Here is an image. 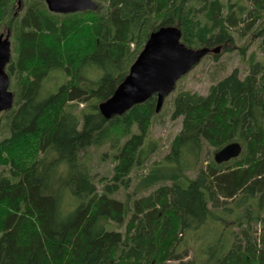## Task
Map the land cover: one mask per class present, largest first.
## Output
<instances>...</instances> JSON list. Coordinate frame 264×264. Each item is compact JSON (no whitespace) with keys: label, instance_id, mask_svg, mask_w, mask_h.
<instances>
[{"label":"trees","instance_id":"trees-1","mask_svg":"<svg viewBox=\"0 0 264 264\" xmlns=\"http://www.w3.org/2000/svg\"><path fill=\"white\" fill-rule=\"evenodd\" d=\"M92 1L95 11L64 15L49 12L42 0H0L14 95L13 107L0 112V156L21 149L45 104L63 88L97 94L111 85L108 95L83 106L65 104L40 158L23 162L30 187L52 203L48 231L63 235L101 195L120 204L122 221L97 215L88 224V264H195L185 260L192 247L203 256L196 264H264V0ZM162 27H177L181 43L194 50L230 52L235 34H251L239 55L244 58L251 38L257 52L247 58L244 76L233 69L206 95L176 93L169 117L181 119V129L162 160L150 161L156 144L148 141L134 150L127 173L104 182L97 167L118 161L133 125L146 131L162 115L154 96L110 120L99 105ZM73 49L78 63L70 69L63 57ZM233 142L240 156L215 163V152ZM6 179L16 183L4 166L0 183ZM0 264L12 262L3 253Z\"/></svg>","mask_w":264,"mask_h":264},{"label":"rangeland","instance_id":"rangeland-1","mask_svg":"<svg viewBox=\"0 0 264 264\" xmlns=\"http://www.w3.org/2000/svg\"><path fill=\"white\" fill-rule=\"evenodd\" d=\"M250 35L235 34L232 51L224 52L219 49L220 56L217 60H213L212 54H208L209 57H204L189 73L180 78L157 113L162 116L152 118L151 125L146 131L143 130L142 123L133 125L132 138L124 147L118 161L113 166L103 164L97 167L98 179L105 178L104 182L118 180L128 172L134 150L146 145L148 141L156 144L150 161L162 160L169 150L171 141L181 129V119L171 120L169 117L172 98L180 90L206 95L213 83L231 73L233 69L238 70L240 77L244 76L248 71L247 58L257 52V40L251 38L244 58L240 57L238 48L249 41ZM63 58L70 69L78 63L77 52L74 49L67 50ZM110 91L111 85L108 84L97 94H79L69 88H63L55 98L45 104L39 120L29 131L28 136L21 140V149L17 152L6 151L0 156V168L6 166L12 178L16 180L15 184L10 179L0 183V256L4 253L12 264H88L87 255L91 249L86 238L88 224L97 215H106L115 223L122 221L120 204L98 195L80 212L76 222L63 235L51 234L47 222L52 203L38 197L37 188L29 185L30 173L23 167V162L31 163L40 158L52 139L60 111L65 104L77 102L83 106L91 98L108 95ZM188 174L190 177L194 175L192 172ZM237 214L235 210L233 215ZM217 231L219 232L220 228ZM200 258L202 260L203 256H198L196 248L192 247L185 260L196 259L197 263Z\"/></svg>","mask_w":264,"mask_h":264},{"label":"water","instance_id":"water-1","mask_svg":"<svg viewBox=\"0 0 264 264\" xmlns=\"http://www.w3.org/2000/svg\"><path fill=\"white\" fill-rule=\"evenodd\" d=\"M49 12L74 14L95 11L92 0H42ZM215 49H190L181 43L177 27H162L150 34L142 50L131 65L128 75L114 90L112 96L99 105V112L105 120L121 116L132 107L143 104L151 97L156 98L155 112H160L163 102L175 89L180 78L208 54L219 53ZM11 59L9 35H0V112L13 107L14 95L10 90L11 80L6 68ZM241 146L230 143L216 151L213 159L223 164L240 156Z\"/></svg>","mask_w":264,"mask_h":264}]
</instances>
